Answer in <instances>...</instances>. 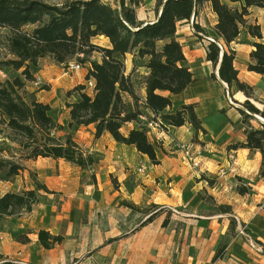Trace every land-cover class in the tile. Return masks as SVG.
I'll list each match as a JSON object with an SVG mask.
<instances>
[{
  "label": "crops",
  "instance_id": "crops-1",
  "mask_svg": "<svg viewBox=\"0 0 264 264\" xmlns=\"http://www.w3.org/2000/svg\"><path fill=\"white\" fill-rule=\"evenodd\" d=\"M145 3L136 9V16L148 22L155 18L154 4L147 8ZM250 12V18L257 20L264 35V9L253 7ZM197 14L194 22L203 33L213 37L216 15L210 5L205 4ZM206 16L212 18L209 24ZM184 23L179 25L177 36L180 43V32L187 29L193 36L184 54L194 82L181 94L170 97L174 104L196 105V115L202 121L204 132H194L189 123L178 128L169 127L167 133L149 131L150 142L160 141L163 148L157 150L159 164H152L146 155L115 142L107 133L96 138L93 126H80L75 131L64 128L60 135L70 132L76 143L97 160L92 168L81 169L61 159L37 158L26 161V168L13 179L0 181V195L8 190L35 189L32 172L38 182L52 191H38L41 200L31 213L0 218V254L4 258L20 264H264L261 248H264V178L258 175L260 153L246 148L227 150V144L242 141L245 136L241 116L239 112L236 114L227 97L231 94L241 102L243 99L238 95L245 96L216 78L215 69L205 58L206 36L191 31L192 25ZM244 37V40L249 39ZM92 42L110 47L109 40L104 37H94ZM234 47L238 78L254 88L250 101L263 108L264 76L246 68L249 45L239 43ZM93 58L98 59L99 55L94 54ZM45 60L54 63L48 58L40 62ZM124 61L128 73L133 67V56L126 54ZM54 64L64 72L63 64ZM85 73L84 67L77 70L78 79L70 89L85 83ZM212 73L216 77H212ZM144 74L145 69L140 67V77ZM35 78H39L38 72ZM36 85L34 81L29 82L26 88L46 103L38 97L40 91L37 90L42 89ZM138 90L143 97L145 89L141 82ZM67 120L66 108L64 123L57 122L66 126ZM135 125V122L127 123L123 130ZM191 141L197 147L198 167L184 161L183 152L175 146ZM231 157L237 162L236 166ZM139 163L146 165L144 171L138 172ZM202 176L215 179L214 184L208 185ZM237 178L250 187L248 193L241 195L235 190L239 184ZM205 194L212 197L215 204L231 205L236 220L233 232L229 231V215L216 210L212 213L201 211L204 203L201 196ZM122 202L140 209L156 204L171 212L168 215L166 210L160 211L137 228L149 214ZM167 215L168 224L164 226L162 221ZM240 228L248 236L240 234ZM38 229L62 235L63 242L52 249H44L36 234L29 235L30 242L24 244L12 237L13 233ZM248 237L261 249H252ZM221 243L226 245L225 254L212 262Z\"/></svg>",
  "mask_w": 264,
  "mask_h": 264
},
{
  "label": "trees",
  "instance_id": "trees-1",
  "mask_svg": "<svg viewBox=\"0 0 264 264\" xmlns=\"http://www.w3.org/2000/svg\"><path fill=\"white\" fill-rule=\"evenodd\" d=\"M230 1L237 6H231L225 0H155V18L144 22L136 16V9L144 0H112L113 4L103 0H58L56 3L0 0V29L8 32L0 45V69L7 67L12 71L4 80L0 79V138L17 147L15 153L0 148V181L13 179L26 168V161L37 158L61 159L81 169L92 168L97 158L84 151L70 132L59 134L66 127L74 130L80 126H93L96 138L107 133L115 142L146 155L152 164H159L157 150L163 148L160 141L150 142L148 129L139 116H145L148 121L159 120L160 129L165 133L169 127L178 128L185 123H189L196 133L204 132L202 121L196 115V105L174 104L170 96L181 94L194 82L177 32L182 22L193 18L191 29L201 34L203 29L194 19L205 4H209L216 15L215 36L205 35V58L213 69L218 66V78L222 82L245 96L241 102L237 101L245 108H238L245 136L242 141L227 144V150L259 151L258 175L264 178V122L256 117L264 120V107L259 108L250 101L254 88L239 80L234 66V45L245 43L250 47L247 70L264 76V35L257 20L250 18L251 8L264 9V0ZM242 36L249 39L241 41ZM94 37L107 38L110 47L94 44ZM94 54L99 58H93ZM126 54L133 56V67L128 73L124 61ZM47 58L60 65L74 60L86 69L85 83H78L67 91L68 96L75 94L76 98L65 101L66 126L53 118L50 105L39 101L36 93L26 88L27 83L36 79L40 61ZM140 67L146 71L138 81L145 89L143 97L139 86L136 87L134 75ZM211 76L216 77L214 73ZM89 82L91 87H88ZM131 122L136 125L124 131L123 126ZM31 178L35 189L8 190L0 195V218L31 213L39 202L38 191L52 193L33 175ZM202 178L210 186L215 182L209 177ZM237 180L239 184L235 190L241 195L248 193L250 187L246 182ZM209 199L217 212L230 216L229 231L233 232L236 220L231 205L215 204L212 197ZM122 204L149 214L137 228L151 221L160 211L166 210L168 215L171 212L156 204L141 209L132 203ZM168 215L162 221L164 226L168 224ZM31 234H36L44 249H52L64 239L62 235H52L44 229L17 232L12 237L24 244L30 242ZM225 247L222 243L217 246L212 262L224 256ZM0 264L20 263L0 254Z\"/></svg>",
  "mask_w": 264,
  "mask_h": 264
},
{
  "label": "rangeland",
  "instance_id": "rangeland-1",
  "mask_svg": "<svg viewBox=\"0 0 264 264\" xmlns=\"http://www.w3.org/2000/svg\"><path fill=\"white\" fill-rule=\"evenodd\" d=\"M45 1H48L50 3L58 2V0H45ZM103 1L104 2L106 1V2L113 4L112 0H103ZM145 1H146L145 4H146L147 8H149L151 5L155 4V0H145ZM225 1L228 2L231 6H237L236 3H233L230 0H225ZM205 19H206V22L208 24L212 20V18L210 19V16L209 17L206 16ZM192 22H193V19H191L188 22H185L184 24L189 23L191 26ZM191 31H193V30L191 29ZM189 33L190 32L187 29L183 32H180V35H179V37H181V43L180 44H182L183 51H187L188 40H189V38L193 37L192 34H189ZM7 34H8L7 30H5V29L1 30L0 29V45L1 46L3 45ZM212 34L214 37V33H212ZM202 35L209 36V34H205L203 32H202ZM240 39L242 41L245 39V37L242 36ZM37 72H38V76H39L41 81H40V84H38L36 86L37 87H42V86L45 87L42 90H37V91H40L38 97L42 101H44L48 105H50L51 114H52L53 118L56 121H60V122L64 123V115H65V111H66L65 101H72L73 100V98L71 96H68L67 91L70 90L72 83H74L78 79V77L76 76L77 71H66V69L64 67L65 74H63L64 72H62V67H58L54 63H51L48 60L47 61L45 60V61L40 62V67H39ZM11 74H12V71L10 68L3 67V69H0V79L1 80H4L5 76H9ZM134 75L136 77V80H135L136 85H137L136 87L138 88V86H139L138 81H139V77H140L139 71H136L134 73ZM73 96H76V95L74 94ZM227 101L230 102V105L235 108L234 110H235L236 114H238L237 113L238 107L243 108L245 110V108L243 107L242 104H239L235 99L232 98L231 94L229 97H227ZM251 123L253 125H256V123L254 121H252ZM83 130H90V129H83ZM0 137H2V136H0ZM0 148L5 149V152H8V153H15L17 151V147L15 146V144H11L7 140L3 142L1 140V138H0ZM4 155H6V153H4ZM32 175H33V173L30 172L31 177H32ZM4 191H6V190H4ZM201 198L204 201V203L202 204V207H201V211L206 212V213L214 212L216 206L213 205V202L209 199V196H207L205 194V195H202ZM40 200L41 199L39 197V201ZM259 205H262V204L259 203ZM261 248L264 250L263 247H261Z\"/></svg>",
  "mask_w": 264,
  "mask_h": 264
},
{
  "label": "built area",
  "instance_id": "built-area-1",
  "mask_svg": "<svg viewBox=\"0 0 264 264\" xmlns=\"http://www.w3.org/2000/svg\"><path fill=\"white\" fill-rule=\"evenodd\" d=\"M192 25V24H191ZM219 47L221 48L220 44H218ZM66 71H77V70H81L83 68V66L79 63V62H75L74 60L72 61H68V63L66 65H64ZM34 82L36 84L40 83V78H36L34 80ZM92 83L89 82L88 83V87H91ZM139 119L141 121L142 124H144L147 129L148 132L153 131V129L157 130L158 132L160 131L161 133H165L160 129V123L159 120H153V121H148L145 116H139ZM167 133V132H166ZM157 137L159 138V134H157ZM175 146L177 148H179L184 155V161L188 162L189 164H191L194 167H198V162H196V146L193 142H183V143H176ZM231 161L232 164L234 166L237 165V162L235 161V159L233 157H231ZM139 168H138V172L140 171H144L146 169V165L144 163H139ZM239 233L245 236H248L243 228L239 229ZM248 244L252 249H256V250H260L261 248L258 247L249 237H248Z\"/></svg>",
  "mask_w": 264,
  "mask_h": 264
},
{
  "label": "water",
  "instance_id": "water-1",
  "mask_svg": "<svg viewBox=\"0 0 264 264\" xmlns=\"http://www.w3.org/2000/svg\"><path fill=\"white\" fill-rule=\"evenodd\" d=\"M193 19V18H192ZM217 70H218V66H216V68H215V70H214V72L216 73V76H217V78H218V72H217ZM219 79V78H218ZM220 80V79H219ZM238 107V106H237ZM239 108V107H238ZM259 120H261L262 122H264V120L262 119V118H260L259 116H256Z\"/></svg>",
  "mask_w": 264,
  "mask_h": 264
},
{
  "label": "bare ground",
  "instance_id": "bare-ground-1",
  "mask_svg": "<svg viewBox=\"0 0 264 264\" xmlns=\"http://www.w3.org/2000/svg\"><path fill=\"white\" fill-rule=\"evenodd\" d=\"M238 98L241 100V99H244V97L241 95H238Z\"/></svg>",
  "mask_w": 264,
  "mask_h": 264
}]
</instances>
